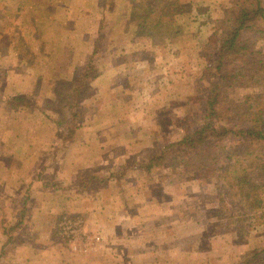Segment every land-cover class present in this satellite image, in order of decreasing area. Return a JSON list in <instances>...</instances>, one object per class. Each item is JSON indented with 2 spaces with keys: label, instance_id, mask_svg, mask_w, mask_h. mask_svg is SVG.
Returning <instances> with one entry per match:
<instances>
[{
  "label": "rangeland",
  "instance_id": "obj_1",
  "mask_svg": "<svg viewBox=\"0 0 264 264\" xmlns=\"http://www.w3.org/2000/svg\"><path fill=\"white\" fill-rule=\"evenodd\" d=\"M53 1L52 9L65 2L68 9L64 14L55 8V24L40 25V35L52 38L51 60L35 65L45 78L54 77L48 84L39 80L44 92L49 86L53 91L40 101L59 123L57 135L64 142L57 144L58 154L70 138H90L82 149L92 158L82 164L87 168L79 178L91 195H104V202L80 203L102 238L95 255L68 258V245L56 237L54 223L21 224L19 208L29 202L0 200V264H264V188L262 206L250 211L216 176L200 177L183 165L176 173L148 166L165 141L202 122L213 40L232 26L236 0H178L172 15L154 20L149 14L140 17L148 5L173 0ZM39 5L45 8L46 1ZM250 36V49L229 63L261 69L229 95L221 123L233 110L249 114V105L264 103V36ZM26 38L32 39L29 31ZM89 59L90 76L76 93L75 79ZM37 113L28 116L35 119ZM92 173L97 177L90 179ZM61 211L53 222L74 214ZM254 249L260 250L258 257L245 263ZM57 254L66 256L56 261Z\"/></svg>",
  "mask_w": 264,
  "mask_h": 264
},
{
  "label": "crops",
  "instance_id": "obj_2",
  "mask_svg": "<svg viewBox=\"0 0 264 264\" xmlns=\"http://www.w3.org/2000/svg\"><path fill=\"white\" fill-rule=\"evenodd\" d=\"M10 1L14 3L15 10H11L9 0L3 1L0 6V200L15 202L17 198V202H29L19 208L16 219L19 217L21 224L38 226L54 223L56 235L55 226L59 217L53 222L54 213L74 211L83 218L84 230L101 237L89 225L92 220L83 212L85 207L80 203L104 202V195L99 191L91 195L88 187H84V180L79 178L82 170L87 168L82 164L92 158L87 148L82 149L86 143H90V138L74 136L68 144L60 145L64 147L58 154L57 144L64 142L62 136L57 135L59 123L51 121L40 101L45 95H52L53 91L49 86L44 92L38 86L39 80L48 84V80L54 78L50 73L45 78L41 75V67L38 69L35 65L40 60L42 63L51 60L47 47L52 38L40 35V25L55 24L51 11L60 7L66 14L68 6L65 2L52 9L56 5L53 0H45V8L39 5V1L44 0ZM52 2L55 5L49 6L48 3ZM26 31L31 33L32 39L26 38ZM36 111L39 113L35 119L28 116ZM75 148H79L77 152ZM90 175V179L97 177L96 173ZM22 209L25 211L21 212ZM35 232L38 231L31 233L34 235ZM100 241L87 253L73 252L68 247L67 257L95 255ZM57 255L56 261L66 256Z\"/></svg>",
  "mask_w": 264,
  "mask_h": 264
},
{
  "label": "trees",
  "instance_id": "obj_3",
  "mask_svg": "<svg viewBox=\"0 0 264 264\" xmlns=\"http://www.w3.org/2000/svg\"><path fill=\"white\" fill-rule=\"evenodd\" d=\"M177 3L178 0H173L154 8L149 4L147 15L140 17L146 19L149 14L150 20H154L170 16ZM234 10L232 26L213 40L217 45L214 62L206 67L212 80L204 97L202 122L181 138L165 141L149 158L148 166L149 171L165 166L176 173L183 165L197 176H216L227 194L236 197L247 210L256 211L263 204L264 103L253 108L249 105L252 109L249 114L233 110L232 114H227V122L221 123L218 118L229 95L261 69L259 66L232 65L229 58L250 49L253 43L250 35L264 36V0H236ZM91 68L92 60L89 59L87 68L75 79L73 90L76 93L88 80ZM66 104L69 109L72 107L70 102ZM72 116L76 119L77 112H72ZM71 127L68 128L70 136L73 133ZM259 251L254 249L245 263L254 262Z\"/></svg>",
  "mask_w": 264,
  "mask_h": 264
},
{
  "label": "built area",
  "instance_id": "obj_4",
  "mask_svg": "<svg viewBox=\"0 0 264 264\" xmlns=\"http://www.w3.org/2000/svg\"><path fill=\"white\" fill-rule=\"evenodd\" d=\"M56 236L77 253H87L101 240L99 234L84 230L83 218L78 214H63L55 226Z\"/></svg>",
  "mask_w": 264,
  "mask_h": 264
}]
</instances>
